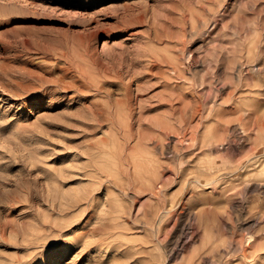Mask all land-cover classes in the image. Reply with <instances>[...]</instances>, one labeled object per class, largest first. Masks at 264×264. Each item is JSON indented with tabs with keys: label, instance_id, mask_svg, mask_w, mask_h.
<instances>
[{
	"label": "rangeland",
	"instance_id": "obj_1",
	"mask_svg": "<svg viewBox=\"0 0 264 264\" xmlns=\"http://www.w3.org/2000/svg\"><path fill=\"white\" fill-rule=\"evenodd\" d=\"M258 211L264 0H0V264H264Z\"/></svg>",
	"mask_w": 264,
	"mask_h": 264
},
{
	"label": "bare ground",
	"instance_id": "obj_2",
	"mask_svg": "<svg viewBox=\"0 0 264 264\" xmlns=\"http://www.w3.org/2000/svg\"><path fill=\"white\" fill-rule=\"evenodd\" d=\"M241 51H242V48L240 49ZM241 66H243L242 65V63H241ZM203 83V82H202ZM195 101V100H194ZM213 102H215V100H213ZM189 103V102H188ZM198 102H196L195 104H189V105H186L187 106V108H188V110H187V113L189 112V115H187V113L186 112H184V114H185V116L186 117H184V118H186V119H184L187 123H188V125H190V122L192 121V117H194V116H196V115H200V106H199V104H197ZM202 105V104H201ZM189 106V107H188ZM172 113V112H171ZM184 114H183V116H184ZM191 119V120H190ZM216 163H218L219 164V160H217L216 161ZM245 183H246V187H245V191L246 192H249V190H250V188L248 187V184L250 183L249 181V179H250V176H245ZM243 179V180H244ZM196 180L198 181V182H200V183H203V180L201 179V178H196ZM215 178L213 177V181L215 182ZM210 182H212V180H210ZM209 182V183H210ZM255 189H260V188H255ZM243 208L244 209H249L248 208V206H246V205H244L243 206ZM245 211V210H244ZM247 211V210H246ZM259 213L257 214V215H261V216H255V217H257L256 219L254 218V220L253 221H251V222H248V221H245V222H243V227L245 228V229H248V228H251V226L253 225L254 226V224H256V223H259L260 222V218L259 217H261L262 218V221L261 222H263L264 221V214H263V212L262 211H258ZM260 222V224H262V225H264L263 223H261ZM259 224V226H261ZM221 225V224H220ZM258 225V224H257ZM242 226V225H241ZM263 227V228H262ZM222 228V227H221ZM261 229L264 231V226H261ZM213 230V228H211V231ZM261 230V231H262ZM217 232H218V230H217ZM262 233H264V232H262ZM211 235H214V234H212V232H211ZM211 235H209L210 237H208L209 238V241H212L211 243H208L209 244V246H211L210 248H212V251L213 250H215L216 248H217V244H215V240L214 239H216V237H217V234H215L214 236H215V238L214 237H212ZM212 237V238H211ZM214 240V241H213ZM246 243L247 244H250V246H253V245H255V244H257V243H259L258 245L259 246H261V242L260 241H257L256 242V239L253 237V234H250L249 236H248V238H247V240H246ZM212 244V245H211ZM258 245H256L257 247H258ZM211 250V249H210ZM244 255H246V254H244Z\"/></svg>",
	"mask_w": 264,
	"mask_h": 264
}]
</instances>
